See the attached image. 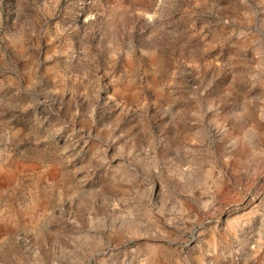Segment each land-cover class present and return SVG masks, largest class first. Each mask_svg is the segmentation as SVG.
<instances>
[{"label": "rangeland", "instance_id": "rangeland-1", "mask_svg": "<svg viewBox=\"0 0 264 264\" xmlns=\"http://www.w3.org/2000/svg\"><path fill=\"white\" fill-rule=\"evenodd\" d=\"M0 264H264V0H0Z\"/></svg>", "mask_w": 264, "mask_h": 264}]
</instances>
